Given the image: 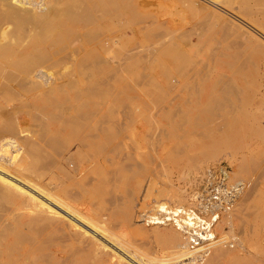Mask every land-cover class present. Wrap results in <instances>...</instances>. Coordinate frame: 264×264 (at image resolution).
I'll return each mask as SVG.
<instances>
[{
    "label": "rangeland",
    "instance_id": "rangeland-1",
    "mask_svg": "<svg viewBox=\"0 0 264 264\" xmlns=\"http://www.w3.org/2000/svg\"><path fill=\"white\" fill-rule=\"evenodd\" d=\"M57 1L34 83L19 72L12 94L0 79V139H15L0 166L24 182L0 176V264H189L176 258L175 229L149 217L161 203L202 207L201 176L218 165L245 189L215 235L243 250L237 264H264V41L225 28L202 0ZM219 2L264 34V0Z\"/></svg>",
    "mask_w": 264,
    "mask_h": 264
},
{
    "label": "bare ground",
    "instance_id": "bare-ground-1",
    "mask_svg": "<svg viewBox=\"0 0 264 264\" xmlns=\"http://www.w3.org/2000/svg\"><path fill=\"white\" fill-rule=\"evenodd\" d=\"M198 1H201V0H198ZM202 1H203L204 4H200L199 3L198 5H196V6H198V9L212 13L213 16L216 18V20L220 24L221 23L224 24L225 28H227V26L228 27H234V29L236 28V31L239 34V36H241L244 40L247 39V38H249V36H250L251 33H255L256 35H258L264 41V34L263 33H259L257 31L258 28L256 29L254 26H252L251 24H249L251 22L247 23V22L243 21L241 19V17L236 16L234 13L229 12V11H226V10H223L222 9L223 7H221V5H219V3H220L219 1H221V0H218V3L215 2V0H202ZM57 2H59V0ZM195 2H197V1H195ZM50 3H51L50 0H0V79H2V78H8V82H9L8 90L11 91L12 94L14 93L15 88H16L15 87V77L17 76V74L19 72H22V73L25 74L24 76L27 79V82H28L27 84H29L28 89L31 87L30 85L34 83L35 76H33L32 72H31L32 62L35 59V57L37 56V54L43 55L47 51V49H48L47 46H48L49 42H48L47 31H48V26H49V23H50L49 22V14H52V13H50ZM193 6H195V5H193ZM65 7H66V5H65ZM69 7L70 6L68 5V7H67L68 10H71V9H69ZM219 12L220 13H223V14L221 15ZM56 14H53V16L56 15ZM55 19H56V16H55ZM239 24H241L242 26H240ZM244 27H245V29H244ZM37 29H39L40 31H39L38 35L36 36V30ZM64 43H65V41H64ZM263 47H264V45H263ZM75 52H76V50H75ZM59 60H61V59H59ZM41 71H43V70H41ZM36 77L37 78L39 77V79L40 78L42 79V78L45 77V75L43 73H40V75H38ZM22 82H24V81L22 80ZM52 82H55V81H52ZM52 82H50V83H52ZM61 83H62V81H61ZM17 84H19V83H17ZM48 86H50V85H48ZM51 88H53V87H51ZM48 89H49V87H48ZM5 91H7V89H5ZM29 93L31 94L32 92H29ZM39 94L42 95L40 92H39ZM10 103H12V101ZM30 105H32V104H30ZM10 108H11V110H14V106L12 104H10ZM9 116H10L11 119H13L12 118V114L9 115ZM110 124H112V123H110ZM118 124H121L122 125V128H123V124L122 123H118ZM98 129H99V127H98ZM82 130H83V128H82ZM12 131H14V130H12ZM14 133H15V131H14ZM116 135H117V132H116ZM41 137H44V136H41ZM108 140H109V138H108ZM27 142H29V141H27ZM32 142L34 143V141H32ZM80 145H82V148L85 149V150H87V149L90 148L89 144L86 143V142L84 143L83 141L81 142ZM124 146H121V147H124ZM130 146H132V145H130ZM14 148H15V139L13 137L8 138L7 140L6 139L5 140H1V142H0V159L7 161V154L8 153H13ZM113 150L114 149H112V151ZM122 151H124V150H122ZM131 154H133V153H131ZM124 156H125V154L123 155V157ZM113 159H115V158H113ZM132 159H134V158L132 157ZM52 161H54V160H51V162ZM69 161H71V160H69ZM73 162H74V160H73ZM105 162H106V165H104V169L108 170L110 168V166L113 165V164H111L112 162L109 161V160H107ZM117 164H119V163H117ZM8 165L10 166L11 165V162ZM71 166L72 167H75L76 165H75V163H72L71 162ZM125 168H127V167H125ZM104 169L102 168L103 171H104ZM108 173H111V172H108ZM108 173H106V174H108ZM204 174L205 173H203V175L201 176V179L203 178ZM95 175H96V173H95ZM0 176L3 177V178H5L8 181L19 183L18 184L19 186H21L20 183L23 182V181L20 182L21 180L19 181L15 176L8 174V172H6L5 169L1 168V166H0ZM223 176H224V179H226V183H224L223 185H221L220 182H215V178L212 179L209 182V184H208L209 187H206V190L204 191L205 194H203V195L201 194V198H202V204L201 205H202V207H199V209L198 208H186V207H182V206H180V207H178L176 209H172V207H170V208L167 207V205H165V203L164 204L161 203V205L158 204L159 206H157L160 209V212H158L159 217H158V215L156 217L155 216L154 217H149V219H150L151 222L148 219V221H149L148 223H150L152 226L161 227L162 225H164V226H166V228L171 226L173 229L176 230V231L175 230L174 231L173 230H168V232L171 235V238L173 240V243H174L175 247L178 248V249H180L178 252L175 251L176 254H177L176 258L178 257V259H180L179 260L180 262H183L184 263L186 261H189V264H237V262H239L240 260H242L244 258L243 254L241 252L243 250L238 251V250L235 249V246H236V243L235 242H232L231 240L229 241L227 239H220V240H218L217 239L218 237L215 235V232H214V226L216 225V223L218 224V222L220 223L222 221V215L223 214H229V213H231L233 211V209H234L237 201L240 199V195L242 196V194L244 192V189H245V185L243 183H237V184H234V185L231 184L229 172L223 173ZM74 178H75V176H74ZM111 180H112V178H111ZM90 181L88 183H90ZM16 183H14V184H16ZM25 185H27V184H25ZM84 185H86V184H84ZM24 189L26 190L27 188H23V190ZM38 194H39V198L37 197L39 199L38 201L41 200V202H43L44 204H49V205H52L53 204V202H51L50 199L48 200L46 198L47 195L45 196V194H43L41 192H38ZM28 196H30V195H28ZM37 198L35 197L34 199L36 200ZM199 201H201V200H199ZM192 204L196 205V203H192ZM198 206H200V205H198ZM157 207H156V209H157ZM257 207H259V206H257ZM172 210H174V211H172ZM157 211H159V210L157 209ZM200 211H201L202 214H206L208 216V218L201 217L200 216ZM256 211H258V210H256ZM58 213L61 214V211L58 212ZM63 214H65L66 216L69 215V217H70L71 214H74V217H75L74 218V221H75V223L77 225V229L79 228L81 230L86 231L87 233L88 232L89 233L90 232L91 233L92 232H95V233L97 232L96 230L92 229V226H91V224L89 222H87L84 218H82V214L79 211L76 210L74 212H67L65 210H62V215ZM66 218L68 219V217H66ZM71 221L73 222V220H71ZM229 222H230V220L227 221V223H229ZM52 228H50V229H52ZM96 234H99V232H97ZM59 235L60 234H58V236H57L58 238H59ZM71 235H73V234H71ZM91 235H93V234H91ZM99 235L97 236L98 239L101 238V237H99ZM93 236H95V235H93ZM67 237L64 239V236H62L61 237V239L63 238L62 241L65 242L67 240ZM97 237H94V238H97ZM72 239H73V237H72ZM58 240H60V239H58ZM75 241H77V240H75ZM258 243H259V241H258ZM84 248H85V246H84ZM84 248H83V250H84ZM108 248H110V247H108ZM115 248L117 250L118 247H115ZM243 249H245V248H243ZM78 250H80V248ZM86 251H88V250H86ZM73 253L75 254V252H73ZM74 254H72V255H74ZM62 255H64V254H62ZM174 257L175 256H173L172 258H174ZM208 257L209 258L211 257V258L209 259ZM207 258L210 260L209 262H207L208 261ZM261 258H262V256H261ZM66 259H69V258H66ZM163 259L157 260L155 263L154 262L153 263H150V262H146V261L138 262V261H135V259H133V258L128 260V258H127L128 261L131 260L130 261V264H161V261L162 262L164 261ZM124 260H126V259H124ZM242 262H244V260ZM257 264H259V261H258Z\"/></svg>",
    "mask_w": 264,
    "mask_h": 264
},
{
    "label": "built area",
    "instance_id": "built-area-1",
    "mask_svg": "<svg viewBox=\"0 0 264 264\" xmlns=\"http://www.w3.org/2000/svg\"><path fill=\"white\" fill-rule=\"evenodd\" d=\"M227 172L226 168L222 165H218L216 167H210L205 171V174L202 179H200L201 185H207L209 187V182L215 178V182H220L221 185L226 183V179H224L223 173ZM201 187V186H200Z\"/></svg>",
    "mask_w": 264,
    "mask_h": 264
}]
</instances>
